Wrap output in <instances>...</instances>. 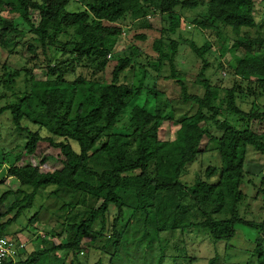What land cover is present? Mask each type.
I'll list each match as a JSON object with an SVG mask.
<instances>
[{
  "label": "trees",
  "instance_id": "trees-1",
  "mask_svg": "<svg viewBox=\"0 0 264 264\" xmlns=\"http://www.w3.org/2000/svg\"><path fill=\"white\" fill-rule=\"evenodd\" d=\"M69 1H0L1 11L7 16L18 15V20L29 27L27 33L48 61L47 76L51 78H31L28 91L18 103L0 108V116L10 110L15 130L27 136L24 150L29 156L43 144L59 153L56 157L41 153L37 166H13L8 170L20 187L32 189L30 193L16 192L23 194L22 200L13 205L17 215L32 207L37 191L45 186L76 193L83 200L89 198L90 206L81 202L83 214L78 209L80 203L76 204L75 216V209L69 210L66 219L73 220L68 226L70 236L67 243L51 248L55 253L79 252L96 223L101 226L96 235L102 236L110 222L111 207L116 215L111 233L106 236L116 243L122 237V232H117L122 222L127 228L143 224L145 229L151 222L157 234L193 230L213 244L230 241L238 227L264 234V222H249L239 214L248 173L245 164L253 155L264 159V128L261 132L251 128L254 121L264 127V105L258 103L264 99V55L252 51L253 45L264 46V38L256 32L254 37L250 34L256 28L254 0H209L205 18L193 22L206 35L216 36L202 47L190 43L192 52L202 61L196 77V83L204 90L202 96L187 93L174 63L177 43L170 41L167 52L163 41L165 35H175L183 24L177 10H193L199 5L197 0H82L83 8L78 11L67 10ZM32 12L38 13L37 25L31 21ZM127 19L130 26L147 30H156L159 25L156 31L160 36L153 42L156 60L151 67L157 72L168 67V78L180 87L182 99L196 107L192 115L172 120L158 109L149 111L145 106L134 105L124 128L119 129L122 116L140 93V89L120 82L121 74L132 61L126 53L113 66L110 81L100 85L96 95L77 102V84L81 81L66 82L62 65L103 59V67L123 36V22ZM217 23L229 27L237 37L231 48L225 47L224 35L215 28ZM0 26L1 46L11 34L26 36L8 17H0ZM69 31L72 34L65 35ZM62 35L64 42L59 39ZM139 37L146 39L143 34ZM51 47H57L55 52L59 54L53 66L49 62ZM24 48L32 54L31 59L37 57L35 46L28 44ZM213 50L222 57L226 53L234 56L233 64L228 60L225 67L234 82L218 104V87L205 76L208 63L204 57ZM66 55L70 58L63 60ZM223 66L219 63L217 67L224 69ZM2 69H6L5 64ZM7 76L13 83V76ZM241 83L246 86L243 88ZM152 91L155 96V86ZM246 98H253L249 111L239 106ZM22 122L27 126H22ZM162 129L166 139L160 138ZM211 151L218 154L219 170L208 168L207 179L198 178L192 185L183 183L180 178L185 169ZM216 173L217 180L209 182ZM12 222L0 225V237ZM125 234L126 230L124 244ZM263 240L264 236L255 241L257 264H264ZM47 252L36 256L26 253V259L15 264H36Z\"/></svg>",
  "mask_w": 264,
  "mask_h": 264
},
{
  "label": "rangeland",
  "instance_id": "rangeland-1",
  "mask_svg": "<svg viewBox=\"0 0 264 264\" xmlns=\"http://www.w3.org/2000/svg\"><path fill=\"white\" fill-rule=\"evenodd\" d=\"M8 2L9 0H0ZM199 5L193 10L178 9L177 13L182 17L183 24L175 35H165L163 41L165 49L170 41L177 43V52L174 58L177 74L184 82L187 93L202 96L203 88L196 83V77L202 67V61L194 55L190 48V43L197 47H202L206 41H214L215 35H206L202 30L194 25V21H201L206 16V4L209 0H197ZM83 8L82 0H70L67 10L78 11ZM253 16L256 28L250 31L252 37L258 34L264 38V0H254ZM0 17L15 21L18 31L26 32V36L11 34L6 37L5 44L0 45V108L12 106L18 103L29 89L31 78L35 80L51 79L47 76L48 61L41 53L39 46L34 43L32 36L27 33L29 27L18 20V15H6L1 11ZM31 21L34 25L39 22L38 13H31ZM124 25L127 27L124 28ZM159 25H157L158 30ZM215 28L224 35V45L231 48L237 37L231 29L219 23ZM1 30V26H0ZM156 30H147L136 26H130L129 19L123 22L124 36H121L111 52V58H106L104 66L101 63L105 60L97 59L87 63V61H75L73 66L70 62L62 65L66 69L64 78L66 82L73 83L80 79L77 84L76 100L84 101L87 97L96 95V90L100 85L110 81L111 71L115 63L123 54H129L132 58L129 67L121 74L120 82L129 88L140 89V93L127 108L118 123L119 129L124 128V123L129 117L132 106H145L149 111L158 109L164 116L172 120H179L187 115H192L196 109L195 105L185 102L180 93V87L169 77L168 67H163L159 72L152 69L155 63L156 54L153 51V42L160 36ZM72 34L69 31L65 35ZM144 35L145 40L139 36ZM60 41L64 42L62 35ZM18 42V43H17ZM31 44L37 48L36 58L32 54L25 52V46ZM167 45V46H166ZM57 47L49 49V62L53 66L59 54L55 52ZM252 51L260 56L264 55V46L253 45ZM236 56H238L236 54ZM63 60L70 58L69 55ZM233 55L226 53L220 56L216 50L205 55L208 68L205 76L213 86H217V104L224 98L225 90L233 85L232 77L225 70L226 62L229 60L233 64ZM222 63L224 69H218V64ZM5 64L6 69H2ZM16 72L18 75L16 76ZM11 74L13 83H9ZM15 76V77H14ZM157 93L153 95V87ZM244 88L246 85L241 83ZM220 103V102H219ZM253 103V98H246L239 104L242 110L249 111ZM264 105V99L258 101ZM22 126H27L22 122ZM251 128L255 132L263 130V124L254 121ZM32 131L36 128L30 126ZM216 133V132H213ZM161 139H166L167 134L164 129L160 133ZM26 134L20 133L12 123L10 110H5L0 116V225L13 220L4 230L1 236L26 244L21 256L16 258V262L25 260L28 256L48 251L38 258L36 264H257L256 240L263 238V232L258 233L250 228L238 227L235 236L228 242L210 243L197 231H168L157 234L151 222L146 225L131 224L125 227L122 222L117 227V232H122V237L117 239V243L108 241L107 236L111 233V222L116 215V211L111 207L109 211V225L103 231V235H96L101 230L100 224L96 223L92 232L87 235L77 253L67 251H52L55 245L65 244L70 236L68 226L73 221L67 217L69 210L78 209L81 214L85 206H90L92 202L64 189H57L55 186H45L37 191L32 207L17 215V208L13 205L19 203L22 193H30L31 188L20 187L15 178L8 175V170L13 167L37 166L41 153L50 156H58V151L52 150L48 145H40L34 155L25 153L24 146L27 142ZM213 146V145H211ZM250 158V157H249ZM220 162L217 152L211 151L199 156L195 162L190 164L182 174L180 180L183 183L192 185L198 178L207 179L205 172L208 168L219 170ZM248 172L242 186L244 199L239 205L240 217L249 222L260 224L264 222V159L259 155H253L245 164ZM218 173L209 179L214 183ZM21 191L22 193H16ZM6 194V195H5ZM78 209L76 204H79ZM97 206L101 203H96ZM23 206V205H22ZM64 208V210H63ZM82 210V211H81ZM80 218L78 215L77 219ZM79 221V220H78ZM125 243L124 244V231ZM263 252H264V240ZM22 258V259H21Z\"/></svg>",
  "mask_w": 264,
  "mask_h": 264
},
{
  "label": "built area",
  "instance_id": "built-area-1",
  "mask_svg": "<svg viewBox=\"0 0 264 264\" xmlns=\"http://www.w3.org/2000/svg\"><path fill=\"white\" fill-rule=\"evenodd\" d=\"M108 58L110 57L108 56ZM25 247V243L0 237V264H15L16 258L23 254Z\"/></svg>",
  "mask_w": 264,
  "mask_h": 264
}]
</instances>
